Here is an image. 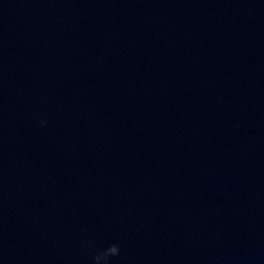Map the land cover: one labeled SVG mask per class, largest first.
I'll return each instance as SVG.
<instances>
[{
	"label": "water",
	"instance_id": "obj_1",
	"mask_svg": "<svg viewBox=\"0 0 264 264\" xmlns=\"http://www.w3.org/2000/svg\"><path fill=\"white\" fill-rule=\"evenodd\" d=\"M111 243L264 264V0H0V264Z\"/></svg>",
	"mask_w": 264,
	"mask_h": 264
},
{
	"label": "clouds",
	"instance_id": "obj_2",
	"mask_svg": "<svg viewBox=\"0 0 264 264\" xmlns=\"http://www.w3.org/2000/svg\"><path fill=\"white\" fill-rule=\"evenodd\" d=\"M40 127H44L47 123L46 120L40 119L38 121ZM120 252L118 244H108L103 251H99L92 256L93 264H111V258L116 257Z\"/></svg>",
	"mask_w": 264,
	"mask_h": 264
}]
</instances>
